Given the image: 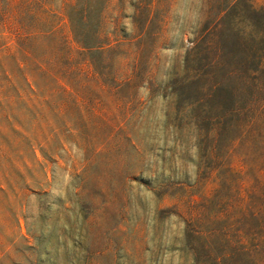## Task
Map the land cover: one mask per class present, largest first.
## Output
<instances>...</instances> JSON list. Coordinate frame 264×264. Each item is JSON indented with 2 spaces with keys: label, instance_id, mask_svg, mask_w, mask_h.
Here are the masks:
<instances>
[{
  "label": "rangeland",
  "instance_id": "1",
  "mask_svg": "<svg viewBox=\"0 0 264 264\" xmlns=\"http://www.w3.org/2000/svg\"><path fill=\"white\" fill-rule=\"evenodd\" d=\"M31 1L10 0L2 48L54 28L74 84L35 141L0 120V264H264V0H48L45 26ZM215 82L242 106L216 152L193 119Z\"/></svg>",
  "mask_w": 264,
  "mask_h": 264
},
{
  "label": "trees",
  "instance_id": "2",
  "mask_svg": "<svg viewBox=\"0 0 264 264\" xmlns=\"http://www.w3.org/2000/svg\"><path fill=\"white\" fill-rule=\"evenodd\" d=\"M3 2L5 5L2 10L0 9V20L2 21L6 20L7 16L5 17V15L10 9V0ZM31 2L38 6V9L35 12L31 11L30 20L45 26L49 17H57L56 13L46 7L48 0H32ZM40 32L34 34L28 31L25 34L17 35L15 50L11 53L5 52L1 46L2 43H0V74L2 75L0 82V120L4 118L8 122L11 134L18 135L28 142L36 139L34 122L37 117L40 116L45 125L48 126L50 114L46 112V109L52 103V91L59 90L56 102L57 107H60L64 101L65 86L70 83L74 84L66 68L67 64L70 63L66 51L67 40L64 36L57 35L54 28ZM49 36H55L54 43L50 46L52 48L51 54L37 55L34 48L36 42L40 38ZM76 41L84 47L90 46L88 42L81 39ZM217 45H221V42L218 41ZM253 78L258 79L256 76ZM237 92L238 90L230 89L220 82H215L210 93L211 104L209 109L208 107H198V112L193 116L201 131L203 129L202 124L204 122L209 123L210 128L205 134H211L214 138V152L219 147L217 144L219 136L229 132L232 127L241 131L242 106L236 96ZM187 111L191 113L193 109ZM205 134H200V138ZM6 136L9 137L10 135L6 133ZM44 141L45 144L40 146L42 154L47 160L53 161L52 155L55 152L50 144L46 140ZM59 146H61L60 143ZM214 159L217 160V157L215 156ZM36 163L42 164L39 161ZM3 181L9 188L14 185V179L9 175L4 176ZM0 191L4 192V189L0 188ZM216 261V264L223 263V259Z\"/></svg>",
  "mask_w": 264,
  "mask_h": 264
}]
</instances>
